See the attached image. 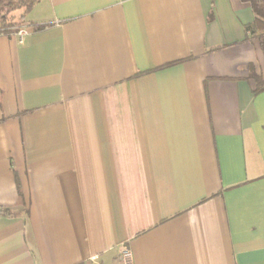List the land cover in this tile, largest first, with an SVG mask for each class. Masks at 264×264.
Listing matches in <instances>:
<instances>
[{
	"label": "crops",
	"instance_id": "crops-1",
	"mask_svg": "<svg viewBox=\"0 0 264 264\" xmlns=\"http://www.w3.org/2000/svg\"><path fill=\"white\" fill-rule=\"evenodd\" d=\"M0 34V264H264V53L241 0H39ZM257 75L260 88L251 76Z\"/></svg>",
	"mask_w": 264,
	"mask_h": 264
},
{
	"label": "trees",
	"instance_id": "trees-1",
	"mask_svg": "<svg viewBox=\"0 0 264 264\" xmlns=\"http://www.w3.org/2000/svg\"><path fill=\"white\" fill-rule=\"evenodd\" d=\"M39 0H0V34H10L23 24L25 16L32 6ZM251 7L254 19L246 29L257 38L258 44L264 53V0H241ZM260 88V78L251 73Z\"/></svg>",
	"mask_w": 264,
	"mask_h": 264
},
{
	"label": "built area",
	"instance_id": "built-area-1",
	"mask_svg": "<svg viewBox=\"0 0 264 264\" xmlns=\"http://www.w3.org/2000/svg\"><path fill=\"white\" fill-rule=\"evenodd\" d=\"M12 34L17 38L19 43H22L24 37L28 34V28L26 26H19ZM117 255L120 264H134L132 252L128 247L122 246Z\"/></svg>",
	"mask_w": 264,
	"mask_h": 264
},
{
	"label": "rangeland",
	"instance_id": "rangeland-1",
	"mask_svg": "<svg viewBox=\"0 0 264 264\" xmlns=\"http://www.w3.org/2000/svg\"><path fill=\"white\" fill-rule=\"evenodd\" d=\"M256 38V37H255ZM256 40H257V38H256Z\"/></svg>",
	"mask_w": 264,
	"mask_h": 264
}]
</instances>
